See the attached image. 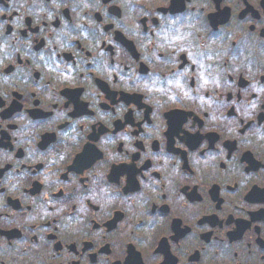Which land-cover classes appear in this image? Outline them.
Returning a JSON list of instances; mask_svg holds the SVG:
<instances>
[{
    "label": "flooded vegetation",
    "instance_id": "obj_1",
    "mask_svg": "<svg viewBox=\"0 0 264 264\" xmlns=\"http://www.w3.org/2000/svg\"><path fill=\"white\" fill-rule=\"evenodd\" d=\"M0 264H264V0H0Z\"/></svg>",
    "mask_w": 264,
    "mask_h": 264
}]
</instances>
